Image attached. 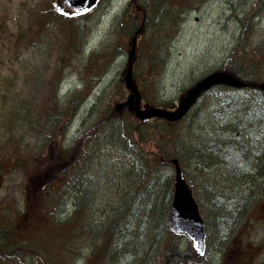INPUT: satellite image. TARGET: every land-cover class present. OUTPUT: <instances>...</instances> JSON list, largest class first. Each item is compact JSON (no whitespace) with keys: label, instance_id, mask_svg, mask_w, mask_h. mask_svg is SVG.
Returning a JSON list of instances; mask_svg holds the SVG:
<instances>
[{"label":"rangeland","instance_id":"obj_1","mask_svg":"<svg viewBox=\"0 0 264 264\" xmlns=\"http://www.w3.org/2000/svg\"><path fill=\"white\" fill-rule=\"evenodd\" d=\"M52 1L0 0V236L6 240L15 236L14 243L18 241L23 251L33 250L28 248L30 243L38 248L46 245L54 253L55 237L46 236L51 226L46 224L49 213L41 205L43 183L36 179L38 187L28 189L27 177L28 172L40 170V163L29 158L33 151H41L44 146L42 124L48 100L56 95V100L64 104L71 98L72 108L77 109L66 128V145L86 136L110 106L127 100L129 92L123 79L131 38L128 20L123 17L126 7L127 12L134 10L130 7L131 0H101L97 8L85 15L63 18L54 11ZM169 3L168 8L173 5L179 10L173 9L176 14L167 27L162 28L152 20L147 24L139 38L138 48L142 52L137 51L134 75L143 101L173 109L196 82L213 71L224 70L236 39L241 37L240 19L244 25L252 23L255 28L238 46L239 51L244 47L255 49L256 45L264 48V0H169ZM122 22L124 26L120 25ZM166 32L163 39L167 58L157 63L154 70L146 56L147 46L151 48L153 40ZM260 72L263 79L259 81L264 82V55ZM224 89L209 91L204 101L211 103L238 92ZM121 110L128 120V111ZM204 114L209 117L204 122L208 129L214 117L207 111ZM115 125L118 123L103 127L98 141L106 153L110 152L108 164L117 173L107 176L101 164L91 160L85 175L89 189L94 191V198L88 199L95 220L104 219L106 211L114 210L130 193L129 167H123L127 158L119 155L111 142ZM96 139L86 147L92 149ZM19 149L21 154H15ZM206 165L207 169L194 171L191 186L206 225L207 250L213 264L218 263L224 251L230 250L243 253L241 264H264V179L252 185L236 179L233 170L221 162ZM167 174L172 175L173 169L169 167ZM60 183L57 179L50 187L53 202L48 209L53 218L65 221L73 215L77 199L72 192L58 195L55 186ZM245 194L249 202L245 207L232 210L233 214L221 213L228 212L223 209L227 201L235 202ZM216 208L217 213H213ZM223 219L231 224L220 234L218 228ZM181 237L180 246L184 249L190 241L184 235ZM85 239L87 244L84 240L77 246L81 248V257L70 260L64 249L60 262L48 264H85L83 256L91 250L89 240ZM23 257L6 259L0 264H26Z\"/></svg>","mask_w":264,"mask_h":264},{"label":"trees","instance_id":"obj_2","mask_svg":"<svg viewBox=\"0 0 264 264\" xmlns=\"http://www.w3.org/2000/svg\"><path fill=\"white\" fill-rule=\"evenodd\" d=\"M130 5L134 10L133 13L128 11L127 24L131 35L139 28L141 21L147 23L151 15L153 23L158 20L162 28L171 23L168 18L171 16L167 14L173 9L168 8V0H133ZM239 22L241 37L236 39L224 70L249 83L259 82L263 79L260 68L264 48L256 45L255 49L244 47L242 52L239 51L238 46L255 28L252 23L244 25L242 19ZM120 25L124 26L122 23ZM166 34L154 39L151 48L147 46L146 56L154 70L157 63L166 61L168 53L163 39ZM139 52L141 54L142 50L138 48ZM58 82L56 89L59 87ZM221 87L225 88L224 92H238L211 103L204 101L209 93L206 92L181 120L175 122L158 118L138 120L133 112V97L129 93L122 104L110 106L97 121V126L92 127L86 136L72 140L69 145L65 144L66 128L77 109L72 108L71 98L64 104L56 100V95L54 99H49L46 120L42 124L45 136L41 139L44 146L41 151H33L29 158L40 163V170L36 173L26 170L28 189L37 188L35 180L38 179L43 183L41 192L52 190L51 185L60 179L61 183L55 186L58 188L57 194L72 192L77 199L76 209L66 222L53 218L48 209V205L53 202V194H44L41 205L49 213L50 220L46 224L51 225L46 236L55 237V252L47 249L46 245L41 244L38 248L30 243L27 244L28 248L33 250L23 251L18 241L14 243L15 236L11 240L0 236V263L6 259L19 260L23 256L26 257V264L57 263L61 261L64 249L66 257L75 259L82 256L81 248L77 246L84 240L87 244V237L91 250L83 256L85 264H211L213 258L208 255V250L201 256L191 243L181 248L183 235L175 233L169 226L174 174H167V170L169 167L173 169L170 159L176 157L190 185L196 174L194 171L199 173L201 169L208 168V162L211 164L215 161L233 170L235 178L242 182L256 185V182L264 179V90L217 86L211 91ZM144 101L149 106H155L150 101ZM121 109L128 111V120ZM205 110L214 117L213 125L208 129L204 126L205 120H209L204 114ZM113 122L119 126L115 125L117 129L110 135L111 142L115 151L127 158L123 167H129L130 193L118 207L106 211L104 219L95 220L88 199L94 198V191L89 189L85 175L91 160H97L107 176L117 171L108 164L110 152L106 153L98 141L100 130ZM94 137L97 139L93 148H87ZM106 146L109 147L107 143ZM15 154L20 155V149ZM247 202V194L235 202L227 201L223 209L228 212L221 213H231L232 210L245 207ZM217 206L214 204V207ZM215 210L217 208L212 210L213 213H217ZM230 224L231 221L223 219L218 228L219 233H224Z\"/></svg>","mask_w":264,"mask_h":264},{"label":"water","instance_id":"obj_3","mask_svg":"<svg viewBox=\"0 0 264 264\" xmlns=\"http://www.w3.org/2000/svg\"><path fill=\"white\" fill-rule=\"evenodd\" d=\"M100 0H55L58 12L66 15L76 16L89 12L97 6ZM143 30L141 26L133 35L130 48L128 67L124 75V84L133 97V111L140 121L151 118H162L169 122L181 120L196 103L199 96L214 85H227L230 87L243 88L248 84L239 77L226 72L215 71L204 77L192 86L184 94L177 107L168 110L163 107H142V94L134 79V58L138 34ZM258 88L264 90V83H259ZM174 164V191L169 212V224L177 232L188 236L192 241L193 248L201 255L206 251V229L201 216L199 205L193 195L191 186L188 184L184 171L177 158L171 159Z\"/></svg>","mask_w":264,"mask_h":264},{"label":"flooded vegetation","instance_id":"obj_4","mask_svg":"<svg viewBox=\"0 0 264 264\" xmlns=\"http://www.w3.org/2000/svg\"><path fill=\"white\" fill-rule=\"evenodd\" d=\"M230 251L231 252L229 253H226L224 251L217 264H241L243 259V253H240L239 251L237 252H233L232 250ZM195 264H201V263H195ZM211 264H213L212 260H211Z\"/></svg>","mask_w":264,"mask_h":264}]
</instances>
